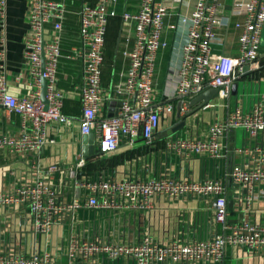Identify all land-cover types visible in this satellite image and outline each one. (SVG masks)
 <instances>
[{"label":"built area","instance_id":"built-area-1","mask_svg":"<svg viewBox=\"0 0 264 264\" xmlns=\"http://www.w3.org/2000/svg\"><path fill=\"white\" fill-rule=\"evenodd\" d=\"M69 1L72 0H30L29 36L24 55L38 89L29 97L18 98L10 93L7 83L8 0H0V57L3 61L0 106L20 118L18 133H0V152L5 148L13 152H40L46 144L54 142L49 140V127L69 121L63 112L65 96L58 87L59 68L64 59L82 62L81 132L84 136L95 135L98 152L102 155L117 150L124 140L131 144L138 140L151 143L161 116L175 111L173 104L155 105L153 97L157 55L167 47L163 30L164 20L170 14L165 3L168 0H140L138 13L123 14L124 21L135 24V44L125 80L117 87L118 111L103 118L99 115L104 93L105 45L109 23L117 16L109 6L116 0H97L94 4L82 0L78 11L81 44L66 52L62 33ZM219 5L220 0H197L189 18L177 89L181 114L188 111L193 97L209 88H218L221 100L230 98L241 77L255 75L261 68L259 49L264 32V0H243L233 6L231 16L244 17L236 23L241 30V52L237 58L213 53V44L218 40L217 29L231 24L230 16L219 14ZM49 26L53 32L47 37ZM135 96L136 101L132 103ZM216 107L213 102L203 106L205 110ZM238 130L243 131L242 146L226 147V137ZM168 148L185 158L196 156L220 161L232 152L239 160L224 175L208 176L200 181L171 176L149 180H92L81 184L90 192L89 197L72 202L62 200L53 184L60 170L58 165L36 167L30 180L0 193V208L9 213L15 209L26 213L20 235L12 220L2 228L0 264H54L53 233L67 225L70 226L66 252L69 264H99L101 258L123 264H224L226 253L232 248L264 256V220L250 218L255 205L264 200V92L248 88L225 119L210 123L206 138H177ZM84 164L85 159L81 158L77 167ZM231 187L237 189L238 210L243 212L235 220L231 219L229 208ZM160 196L174 201L211 200L213 217L206 231L193 242L172 240L165 244L149 235L139 243L122 244L92 236L82 239L75 232L74 217L80 210L147 211Z\"/></svg>","mask_w":264,"mask_h":264},{"label":"crops","instance_id":"crops-1","mask_svg":"<svg viewBox=\"0 0 264 264\" xmlns=\"http://www.w3.org/2000/svg\"><path fill=\"white\" fill-rule=\"evenodd\" d=\"M94 4L97 0H84ZM197 0H182L181 2L166 1L170 14L164 20L163 41L167 47L157 55V66L154 74L155 105L173 104L175 111L161 116L160 126L152 142L147 144L138 140L134 144L122 141L117 150L102 155L97 145L93 154L84 153V135L81 132L80 118L82 116L81 88L83 82V67L80 60L64 59L58 73V87L64 93L63 112L68 122L53 124L48 129L49 140H54L44 146L40 152L11 151L5 148L0 152V193L30 180L36 167L47 168L58 165L60 170L53 178V184L62 200L72 202L85 200L90 192L86 184L96 179L149 180L171 176L177 179L191 178L200 181L208 176L220 177L232 169L239 158L230 152L220 161L205 160L200 157L185 158L168 148V144L177 138H206L209 135V125L215 119H225L236 107L239 99L248 88H257L264 92V32L259 49V66L257 74H247L238 81L237 89L230 98L221 100L217 96L210 102L216 103L214 109L205 110L189 108L179 117V100L177 89L179 84V68L183 58V46L188 40L189 18ZM243 0H220L219 14L231 17V24L217 29L216 43L213 44L214 55H226L237 58L240 55L241 30L237 22L243 21L242 15L231 16L234 4ZM82 0L68 2V14L64 21L62 33L63 47L66 52L75 46H80V17L78 11ZM29 6L30 0H8L6 19V76L9 91L18 98H26L37 91L34 77L25 59V42L29 36ZM110 9L117 16L109 23L105 45V67L103 75V101L99 117L113 116L117 113L119 104L117 87L125 79L130 68V52L134 48L135 24L123 20L124 13L136 14L140 9V0H116L111 2ZM0 27V49L2 39ZM47 37L52 32V26L46 29ZM3 61L0 57V69ZM44 93V92H43ZM137 96L131 99L136 101ZM188 113V114H187ZM185 122V126L172 134L165 135L169 128ZM20 118L0 106V133H18ZM238 133L226 137L224 144L232 149L238 146ZM260 136V140H262ZM243 135L241 143H243ZM81 158L85 164L77 167ZM237 189L231 187L229 192V208L231 219L241 215L238 208ZM243 213V212H242ZM213 217L212 201L181 200L174 201L163 196L156 197L150 210L139 211L123 209L103 212L96 209L80 210L75 214L74 226L76 234L85 237H99L113 240L117 243H139L149 235L160 243L172 240L189 243L198 239L207 228V223ZM256 221L264 220V200L256 204L250 214ZM10 220L15 223V229L20 235L22 222L26 221V213L15 209L10 213L0 208V236L2 228ZM29 227V225H28ZM25 230V226H23ZM70 226L57 228L53 233L55 252L54 264H69L67 260V245ZM28 247L30 243L27 242ZM44 247V244H43ZM24 248L26 245L24 244ZM99 264H123L118 261L108 262L101 258ZM173 264V263H169ZM224 264H264V256L256 255L247 249L232 248L225 255Z\"/></svg>","mask_w":264,"mask_h":264},{"label":"water","instance_id":"water-1","mask_svg":"<svg viewBox=\"0 0 264 264\" xmlns=\"http://www.w3.org/2000/svg\"><path fill=\"white\" fill-rule=\"evenodd\" d=\"M246 71L249 70V66L246 67L245 69ZM237 89V84L234 86V91ZM218 88H209L207 90H205L204 92L198 94L197 96L193 97L190 102H189V108L192 109H197L198 107H202L204 106L206 103H209L211 100H213L217 94H218ZM43 97H45L46 94V81H44V89H43ZM188 114V113H187ZM179 117H181L180 115V106H179ZM185 126V122H182L179 125L176 126H172L171 128H169L168 132L165 135H169L171 136L172 134L176 133L177 131H179L180 129H182ZM84 144L85 145H89L90 144V148H86V146L84 147V153L86 154H93V152H95L96 150V137L94 134L88 135V136H84Z\"/></svg>","mask_w":264,"mask_h":264},{"label":"rangeland","instance_id":"rangeland-1","mask_svg":"<svg viewBox=\"0 0 264 264\" xmlns=\"http://www.w3.org/2000/svg\"><path fill=\"white\" fill-rule=\"evenodd\" d=\"M237 133H238V136H239L238 137V144H239L238 147H241L242 144H243V143H241V138H242V135H243V131L242 130H238Z\"/></svg>","mask_w":264,"mask_h":264}]
</instances>
